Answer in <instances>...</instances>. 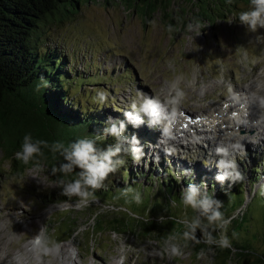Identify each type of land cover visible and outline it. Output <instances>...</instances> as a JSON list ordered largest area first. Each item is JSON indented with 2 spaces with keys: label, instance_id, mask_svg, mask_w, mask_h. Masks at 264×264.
Returning <instances> with one entry per match:
<instances>
[{
  "label": "rangeland",
  "instance_id": "rangeland-1",
  "mask_svg": "<svg viewBox=\"0 0 264 264\" xmlns=\"http://www.w3.org/2000/svg\"><path fill=\"white\" fill-rule=\"evenodd\" d=\"M219 3L220 0H201L195 2L196 7L189 0H171L168 8L161 5L150 12L147 4L142 2L127 7L123 0H81L76 7H64L66 13L61 17L49 18L36 29L41 41L60 46L66 51L71 65L91 73L80 77L79 81H99L90 83L88 92L95 94V99L99 91L108 93L103 108L111 116L117 111H131V102L138 98V94L159 97L162 102L171 101L166 103V113L181 107L198 114L201 109L224 98H233L237 102L239 96L234 92L239 87L254 89L258 100L244 108L241 114L246 116L247 111L250 114L261 108L260 116H264V44L255 43V37L264 34V28L253 33L239 22V14L250 8L244 11L220 9ZM222 11L225 15L220 16ZM196 21L200 24L198 35L187 29L189 23ZM170 24L174 28L172 32L167 30ZM175 89L183 95L177 98ZM166 113L159 125L156 124V130L149 125L148 117L138 127L147 143L144 165L150 167L160 162V165L172 168L179 165L194 167L214 178L220 159L216 145L202 149L196 148L200 144L187 146L176 144V140L167 141V145L160 142L158 136L168 121ZM243 121L249 124L248 118ZM250 123L259 129L258 122ZM260 130L261 134L253 128L237 135L246 143L236 138L241 148L234 150L233 155L239 170L244 162L252 163L248 155L252 150H257L264 160V127ZM226 144L230 146L228 142ZM23 165L22 161L17 163L6 159L0 152V264H15L16 256L26 257V264H120L122 257L123 264H217L211 250L203 255L191 254L186 247L181 256L157 255V251L162 252L163 245L155 241L119 232L117 236L107 233L108 228L119 222L107 223L104 216L97 218L95 225V233H103L102 236L95 235L92 239L88 228H91L89 218L93 207H77L76 202L53 199L51 193L62 191V186L51 177L46 166L39 163V169H42L39 170L35 163L19 171ZM148 203H129L128 209L138 214L164 209L160 202L150 207ZM259 206L257 208L256 200H253L242 227L234 219L228 229L235 226L233 236H237L238 244L264 256V211ZM48 208L52 210L43 216ZM129 211L114 214L118 220L131 219L128 220L131 222L134 219ZM193 213L187 207L183 216L190 220ZM248 214L253 218L249 219ZM162 227L165 231L166 226ZM175 229L166 235L181 237L185 230L180 226ZM163 231H158L159 238H162ZM42 234L41 245L33 248L32 242ZM179 243L182 242L179 240ZM221 260L217 258L218 263ZM231 261L227 264H235Z\"/></svg>",
  "mask_w": 264,
  "mask_h": 264
},
{
  "label": "trees",
  "instance_id": "trees-1",
  "mask_svg": "<svg viewBox=\"0 0 264 264\" xmlns=\"http://www.w3.org/2000/svg\"><path fill=\"white\" fill-rule=\"evenodd\" d=\"M80 1L0 0V152L6 159L19 162L13 155L21 150L23 137L27 133H31L34 139L47 141L50 145L61 141L67 146L85 137L95 139L98 148H106L116 143L115 138L106 135L104 131L108 127L107 119L111 115L103 108L104 103L95 99V94L91 95L88 92L90 83L95 84L99 81L97 79L79 81L80 77L91 73L85 68L71 65L66 51L60 46L47 43V40L41 41V36L37 34L40 33L36 29L40 23L49 18L61 17V14L66 13L64 7L69 5L76 7ZM123 1H126L127 7L140 2L147 4L150 12L161 5L168 8V3L171 2V0ZM189 2L196 6L195 2L201 0ZM219 4L220 9L228 10L239 8L244 11L251 7L250 0H232L231 3L220 0ZM208 5L212 12L211 3L208 2ZM198 9L200 13L201 9ZM223 15L224 11L220 16ZM93 99L94 102H91ZM115 114L111 117L125 119L123 112L117 111ZM123 135L128 137L129 141L132 135H136L143 154L139 162H134L131 155L121 153L119 158L125 163L119 166L115 173L109 174L104 181L105 187L95 191L96 199L88 204L89 208L93 207L89 218L91 228H88V235L93 237L92 239L95 235L99 238L102 236L103 233H95V225L97 218L104 216L103 220L107 223L119 222L108 228L107 233L111 232L116 236L118 232L125 236L134 235L135 238L164 245V241L169 237L166 232L175 231L177 226L185 228L181 220L188 219L183 216L187 207L182 202L181 194L190 183L201 187L202 190L206 188L209 195L214 194L216 199L221 200L223 207L220 210L224 218L230 220V223L237 219L240 227L253 200H256L257 208L260 205L259 208L264 211V160L262 155H258L257 150L249 152V160L252 163L244 162L240 170L244 179L229 187L228 181L221 185L213 177H209L207 172H201L194 167H183L178 164L180 167L172 168L169 165L162 166L160 162L146 167L143 161L147 158L145 156L147 150L144 149L147 148V143L143 132L138 127L128 124ZM43 152L44 156L37 159L41 165L46 166L55 181L77 178L79 169L67 177L59 172L53 175L51 169L64 162L63 157L59 153L54 154L48 148L43 149ZM256 152L258 158L254 155ZM35 163V160L30 161L24 164L21 170L18 169L22 171ZM127 188L133 189V192L125 195L124 190ZM136 193L141 197L139 203L149 202L150 207L153 203L160 202L164 209L155 210L154 213L146 211L142 214L129 211V203L139 205L134 199ZM51 197L57 201L76 203L79 199L76 196L69 198L62 195L60 190L52 192ZM124 210L130 212L133 221L116 219L114 213ZM254 212L253 210L252 214ZM252 214H248L249 219L253 218ZM195 215L196 212L193 213V216ZM161 216L164 217L163 222H159ZM130 223L136 225H129ZM229 224L226 226V234L231 247L220 248L208 245L203 240L200 243L188 241L187 248L190 253L201 254L202 250L203 253L211 250L212 258L217 264H227L231 260L235 264H264V256L251 251L250 247L238 244L237 236H233L236 227L228 229ZM163 225L166 226L165 231L162 229ZM159 230L163 231L162 238H159ZM222 231L223 229H217L213 236L218 239ZM196 236L202 238L199 229ZM97 237L96 240L99 239ZM180 242L185 243L182 239ZM217 258L222 259L220 263L217 262Z\"/></svg>",
  "mask_w": 264,
  "mask_h": 264
},
{
  "label": "clouds",
  "instance_id": "clouds-1",
  "mask_svg": "<svg viewBox=\"0 0 264 264\" xmlns=\"http://www.w3.org/2000/svg\"><path fill=\"white\" fill-rule=\"evenodd\" d=\"M227 2L231 3L232 0H227ZM250 4V10L239 14V22L245 25L250 32L256 33L259 28H264V0H250ZM149 23H154V21ZM187 29L189 32H195L198 35L200 24L198 21L189 23ZM167 30L172 32L174 28L170 24ZM255 43L264 44V34H258L255 37ZM175 92L177 98L183 95L178 89H175ZM97 99L100 103H105L108 99V93L99 91ZM166 103H171V101L162 102L159 97L138 94V98L131 102V111L124 113V120L108 117V127L104 131L106 135L114 137L116 143L110 144L106 148H98L96 140L87 137L77 139L67 146L61 141L50 145L47 141L34 139L31 133H27L23 137L21 150L15 153V158L24 164L35 160L39 169L37 158L44 156L43 149L48 148L54 154L59 153L63 157L64 162L54 166L51 169V173L55 175L59 172L67 177L74 170L79 169L77 178L71 180L61 179L59 183L62 186V195L69 198L78 197L76 206L85 207L96 199L95 191L105 187L104 181L109 174L115 173L118 167L125 163L122 158H119L121 153L129 154L134 162H139L143 154L142 146L136 135H132L130 141L128 137L123 135L127 125L131 124L133 127H139L144 124L145 117H148L150 126L157 124L166 113ZM240 148L241 145L238 143L230 146H217L216 154L220 159L216 165L218 171L214 179L221 185L228 181L229 187H231L236 182L244 179V175L239 170L233 155V151ZM186 174L188 173L186 172ZM130 192H133V189L127 188L124 190L125 195ZM134 199L139 203L140 194L136 193ZM181 199L183 204L186 207L190 206L197 215L190 220L187 218L181 220V223L185 225L182 236H169L164 241L162 252L157 251V255L166 253L170 257L181 256L183 248L188 247V241L200 243L203 240L208 245H216L220 248L231 247V242L226 234V226L230 223V220L225 219L224 214L220 210L223 207L221 200L216 199L214 194L209 195L206 188L202 190L201 187L194 183H190L182 190ZM163 221L164 217L161 216L159 222ZM197 229L201 231L202 238H197ZM217 229L225 230L221 232L218 239L213 236V232L217 231ZM180 239L185 242L183 245L179 243ZM32 243L34 247L41 245L42 237L37 236ZM121 247L123 249V245ZM55 249L58 251L59 246L56 245ZM203 254L202 250L201 255ZM120 264H123V257Z\"/></svg>",
  "mask_w": 264,
  "mask_h": 264
},
{
  "label": "bare ground",
  "instance_id": "bare-ground-1",
  "mask_svg": "<svg viewBox=\"0 0 264 264\" xmlns=\"http://www.w3.org/2000/svg\"><path fill=\"white\" fill-rule=\"evenodd\" d=\"M234 94L239 96L237 102L233 98H224L221 101L215 102L208 105L206 108L201 109L198 114H192L189 111L183 110L181 107L175 108L174 110L166 113L168 121L166 127L162 131V134L158 136L161 140L160 142L166 144L167 141L172 143L176 140V144L179 142L181 145L186 144L187 146H190L192 144H200L201 146H197L196 148L202 147V149L206 148V146L211 147V145L226 146V142H228L229 145L237 144L236 138L242 139L243 143L246 144L244 138H240V136L237 135H239V133H245L242 132V130L247 131L253 128L257 134H261L262 132L260 128L264 127V116H260L259 111L261 108L256 109L257 107L255 106H253V108L256 109L255 112H250V114H248L247 111L246 116L241 114V111H243L244 108L247 106L250 107V105L258 102L257 97L255 96L256 91L254 89L239 87L236 88ZM163 118H161V120ZM244 118L249 119V124L244 123ZM250 122H258L259 129L257 130L254 124L250 125ZM157 125H159V122ZM157 125H151V128L154 129ZM177 132L182 134L180 135L181 137L177 136ZM257 134L256 136H258ZM258 140H255L257 145H259ZM249 142L253 141L249 140ZM203 144L205 145L202 146ZM51 210V208L45 210L43 216H46ZM39 236H43V234ZM16 257L18 260H15V264H26V257Z\"/></svg>",
  "mask_w": 264,
  "mask_h": 264
}]
</instances>
